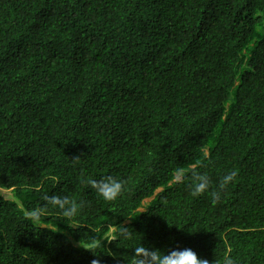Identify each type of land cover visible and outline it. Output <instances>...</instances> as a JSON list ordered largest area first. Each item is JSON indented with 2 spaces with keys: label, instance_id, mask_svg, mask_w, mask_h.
Instances as JSON below:
<instances>
[{
  "label": "trees",
  "instance_id": "trees-1",
  "mask_svg": "<svg viewBox=\"0 0 264 264\" xmlns=\"http://www.w3.org/2000/svg\"><path fill=\"white\" fill-rule=\"evenodd\" d=\"M205 151L213 188L237 172L215 205L188 186ZM0 188V264H264V0H0ZM46 195L81 210L34 224Z\"/></svg>",
  "mask_w": 264,
  "mask_h": 264
},
{
  "label": "clouds",
  "instance_id": "clouds-1",
  "mask_svg": "<svg viewBox=\"0 0 264 264\" xmlns=\"http://www.w3.org/2000/svg\"><path fill=\"white\" fill-rule=\"evenodd\" d=\"M207 157L208 153L205 151L203 158L196 160L192 164L191 171L188 173V186L193 196L207 195L210 197L211 203L215 205L221 200L222 193L235 182L237 172L235 170L225 172L219 177L216 187L213 188L209 175L201 171L203 160L207 159ZM78 159L74 158V160ZM184 178L185 173L183 170L178 171L174 177L177 182L183 181ZM83 182L90 186L100 198L108 202L116 201L126 190V182L112 175H104L99 179L87 178ZM43 199L45 203L41 207L25 212L26 218L30 219L34 224H39L41 217L49 209L59 211L66 219H72L79 214L82 207V202H78L67 195H46ZM133 256L135 257V264H209L207 259L199 257L191 248L177 247L161 250L141 244L133 249ZM92 264H95V261ZM214 264H216V261ZM222 264H239V261L228 253L223 256Z\"/></svg>",
  "mask_w": 264,
  "mask_h": 264
},
{
  "label": "rangeland",
  "instance_id": "rangeland-1",
  "mask_svg": "<svg viewBox=\"0 0 264 264\" xmlns=\"http://www.w3.org/2000/svg\"><path fill=\"white\" fill-rule=\"evenodd\" d=\"M0 192L4 193L7 197H11V192L9 190L0 188Z\"/></svg>",
  "mask_w": 264,
  "mask_h": 264
}]
</instances>
